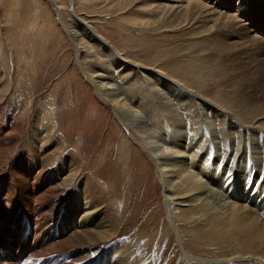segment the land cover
<instances>
[{"label":"rangeland","instance_id":"374dc122","mask_svg":"<svg viewBox=\"0 0 264 264\" xmlns=\"http://www.w3.org/2000/svg\"><path fill=\"white\" fill-rule=\"evenodd\" d=\"M54 1L0 0V45L7 49L3 51L0 46V134L6 142L11 140L14 145H20V151L29 157H34L36 150H43L42 153L48 156L47 161L54 166L59 184L67 179L73 180L63 192V198L68 203L76 190L82 193L87 182L93 188H90V194L100 193L105 201L101 210L109 211L107 217L110 221L117 220L121 228L115 229L118 237L107 243L98 264H104V260L106 264H112L108 251L124 246L128 248L127 254L131 258L123 256V264L145 261V264H261L256 258L264 252L262 247L253 248L240 244V241H231L218 232L210 234L197 228L195 231L179 229L182 224L177 213V201L170 204L173 196L159 192L157 171L162 167L155 160L156 155L169 153L172 148L168 143L164 146L162 138L173 141L177 138L175 133L178 130L184 132L183 144L195 149L190 152L186 149V155L191 156L188 159L184 155L183 163L193 166L203 161L202 165L217 178V186H223L235 196H244L249 202L264 205V130L244 128L258 125V119L264 117V59L261 57L262 49L254 45L258 39H254L256 42L246 40L239 30V35H234L219 25L218 29L215 27V30L204 34L198 27V18L192 20L190 25L173 23L170 17L162 15L163 12L156 11L157 5L165 3V0ZM168 1L167 5H177L175 0ZM217 1L211 0L210 6L213 7L215 2L221 3L219 12L236 13L237 8L232 7L233 0ZM252 1L248 0L247 4L249 14L255 11L261 14L263 8L256 7ZM237 3L239 6L242 4L239 0ZM55 5L60 8L59 12ZM204 16L205 20H199L208 22L211 17L216 18V15L209 18ZM78 19L116 47L128 61L143 68L162 71L170 79H176L203 94L217 106L216 109L212 105L207 109L208 105L200 102L194 93H191L192 96L180 94L178 88L168 83L157 85V88L166 91L171 102L176 103L173 110L178 111V114L175 113L180 116L184 126L178 128L164 120L161 111L155 114L151 112V116L142 111L144 115L141 121H145L148 130L142 129L140 135L147 139L146 142H154V150L146 153L134 143L130 131L124 127L125 124L130 129L139 124L140 119L124 118V124L117 119L118 123L113 110L100 101L82 73L81 66L91 74L94 64L87 61V53L77 59L75 44L64 28L71 26L74 31L84 28ZM244 24L250 27L251 22L244 19L238 27ZM212 25L210 23L208 28ZM258 37L263 39L264 35L256 33ZM85 39L97 62L105 65L109 51L96 40ZM180 68L186 73H178L176 70ZM118 72L120 74L121 71ZM151 75L147 78L151 79ZM128 77L126 82L137 83L139 74H135L133 69ZM140 95L142 97L143 93ZM51 97V106L55 109L51 118L53 125L58 127L55 138L58 135L64 137L59 150L54 149L53 141L46 145L43 138L50 133L46 126L37 124L36 120L41 104L46 105ZM134 107L140 111V107ZM222 108L225 111L220 110ZM241 115L251 121H240ZM210 122L213 127L209 126ZM17 125L21 128L19 133L15 131ZM229 128L234 134L229 132ZM37 132L38 137L35 136ZM151 132L152 137L148 135ZM8 145L4 143V148H9ZM238 145L244 153L237 151ZM197 150H201V153ZM74 155L77 160H73ZM67 157L71 159L62 171L59 170L58 164ZM6 162L7 166L24 164L19 152L17 155L13 152ZM4 165L0 164V167ZM72 165L79 167L71 172ZM228 172L232 175L228 176ZM80 202L84 204L81 198ZM217 205L212 204L213 210H220ZM99 212L86 218L78 210L77 218H71L73 232L81 231L83 218L102 225L104 215ZM64 213L62 210L60 214ZM201 223L199 220L194 226L199 227ZM29 233L30 230L27 236ZM88 248L91 253L101 250L94 246ZM119 263L120 260L116 262Z\"/></svg>","mask_w":264,"mask_h":264},{"label":"bare ground","instance_id":"6f19581e","mask_svg":"<svg viewBox=\"0 0 264 264\" xmlns=\"http://www.w3.org/2000/svg\"><path fill=\"white\" fill-rule=\"evenodd\" d=\"M166 2L169 1L165 0V3H159L156 7V11L163 12L162 15L167 18L170 17L173 23L183 22L190 25L192 24V20L198 18L200 24L198 25L195 22L194 24L198 25L204 34L205 32L209 33L215 30L214 28H217V25H219L220 28L232 31L234 35H239L237 32L239 30L240 34L244 33L243 38L246 40L253 41L254 39H258L257 42L254 40L256 42L254 45H258V49H262L261 57L264 59V38H256V33L264 35V0L252 1V4L256 7L263 8L261 9L263 10L261 14L255 11L252 15L248 12V0H239V3H242L241 6L238 5L237 0L232 1L233 5H230L237 8L235 14H227L225 12L222 14L219 12L221 11L220 7H222V5L221 3H216L219 2L217 0L213 7L210 6L211 0H175L177 5H167ZM56 9L57 11L58 9L60 10L59 7H56ZM171 10L173 12H171ZM203 14L206 15V18L215 15L216 18L211 17L208 22L207 20L202 22L199 18H204L205 16ZM244 19L251 22L250 27H247V24H244L245 26L241 28L238 27L239 23H241V21L243 22ZM77 21L81 22L85 27H80L78 31L71 30V26H66L64 28L75 44L77 59H80L83 53H87L89 55L87 61L94 64L90 70L91 74L88 73L89 70H87V68L81 66L82 73L93 86L100 101L113 110L116 120L119 119L124 124V118L125 120H130L129 117L140 119V123H137V125H134L132 128L129 129L125 124L124 127L130 131V136L134 143L141 147L146 153L154 150V142H146L147 139L140 135L143 133L142 129H147L148 127L144 123L145 121H141L144 114L151 116L153 113L155 114L161 111L160 113L162 114L160 115L165 117L163 118L164 120L171 122V124L178 128L184 126L180 116H177L175 113L177 112L178 114V111L173 110V108H175L173 106H175L176 103L171 102L165 93L166 91L163 92L164 90L162 91L160 88H157V85L168 83L178 88L177 92L180 94L186 93V95L192 96L191 93H194L200 102H205V104H203L208 105L207 109H209L210 105L213 106L212 108L216 109L217 106L212 103V101L205 98L203 94L191 90L176 79H170L162 71L143 68L139 64L128 61L116 47L112 46L106 39L92 31L93 28L88 26L86 22L82 19H78ZM210 23L213 25L208 28ZM85 38L93 41L96 40L99 45L109 51H107L109 53V59H107L105 65L97 62L92 50H90V44ZM0 46L3 47V44ZM5 49V47L2 48L3 51ZM118 61H121L120 64H118ZM109 63L110 65L108 66ZM110 66L113 68L116 66V69L114 68L115 70H112ZM133 69L135 70V74H139V79L137 78V83L133 82L130 84L129 81L126 82L125 80L129 78L128 76H130V72H132ZM118 71H121L120 74ZM176 71L180 74H184L185 72L181 68ZM117 74H119L118 77ZM149 74H152V80L147 78ZM171 85L168 86L171 87ZM140 93H143L142 97ZM143 98L146 100H143ZM51 100L52 97L46 105L44 103L41 104L36 120L37 124L42 123L46 126L50 133H46L45 138H43L44 142L47 143L46 145L53 141L54 149L59 150L63 146L64 140L62 138L64 137L58 135L55 138V133H58V127L54 126L52 122L51 116L55 114V109L51 106L53 105ZM138 100H141L140 104H137ZM132 105L140 107V111ZM220 110L225 111L223 108ZM142 111H144V114H142ZM40 115L43 117L40 118ZM205 115L207 116V113H205ZM247 115L249 116V112ZM241 116L239 117L240 121L246 122L250 120L244 115ZM134 119L132 120L135 121ZM45 120L47 122L43 123ZM141 122L143 124H141ZM257 123L258 125L249 128L244 126V128L250 130H259L263 128L264 130V117L262 119L259 118ZM212 125L213 123L209 124V126ZM157 127L160 128L161 125L158 124ZM8 129L10 130L11 127H8ZM229 130L230 133L234 134L232 128H229ZM11 131L14 132V129ZM15 131L18 133L21 131L19 125L15 126ZM38 131L41 132L40 129H38ZM183 133L184 132L178 130V132L175 133L177 138L173 141H170V138L169 140H167V138H162L163 142H165L164 146L168 143V145H172V148L169 150V153L164 152L155 156V160L157 162L159 161L160 167H162V169L160 168L157 171L159 181L158 189L160 193L166 192L173 196V198L170 199V204L177 201L175 202L178 209L177 213L180 214L179 220L182 224L179 226L181 227L179 229H183L184 231L186 228H189L190 231H195L197 228L196 230L202 229L210 234L218 232V234L229 237L231 241H240V244L251 245L253 248L262 247V250H264V205L262 204L261 206L257 204L258 202H249L244 196H238L236 193L239 191L235 193V196L233 193H229L230 190L226 191L223 189V186H217V178H215L214 174H211V171H208L209 168L202 165L203 161H201L199 165L196 162V165H190L191 167L189 163H183V157L187 156L189 159L191 156V154L186 155V149H189V152L191 149H195L193 146L183 144L185 138ZM145 134L147 135V133ZM151 134L152 132L148 135L150 136ZM35 136H39L38 132ZM4 143L9 144V148H4ZM20 150V145H14L11 140L6 142L5 138L3 139L0 134V164H5L4 167H0V174L3 173L0 175V264H98L100 256L103 253L102 251L106 248L107 243L118 237H116L115 229L120 230L121 228L117 220L110 221V218L107 217V214L110 213L109 211L104 209L105 212H103V210H101L104 208L102 205L105 201L99 195L100 193L95 194V192H91L90 194L91 186L87 182L86 185L84 184L85 187L82 193L76 190V193L72 195V201L68 203L67 200L63 198L65 195L63 192L67 184H72L73 180L67 179L66 182L59 184L57 173L53 168L54 166L47 161L48 156L42 153L43 150H36L34 157H29L24 151ZM201 150L197 151L201 153ZM237 151L241 152L243 149L239 146L237 147ZM13 152H16V155L18 152L20 153L24 164L20 163V165L14 164L7 166L8 163L6 160ZM244 152L245 151H243V153ZM72 158L73 160H77V156L75 155ZM192 158L195 159L196 157L194 158L192 156ZM69 159H71V157H67L63 162H60L58 164V169L62 171L63 167H66L65 165L68 163ZM191 162L194 163L193 161ZM163 165L166 166L164 169ZM78 167L79 165L77 167L75 165L70 166V170L72 169L71 172ZM80 198L84 201V204L80 202ZM213 203L218 204L216 207L220 208L219 211L213 210ZM62 210L66 213L60 214ZM78 210H81L82 213L83 210H85L83 213L85 215L83 217L86 218L100 211L99 213L104 215L101 221L102 225H97L92 219L83 218L81 221V231L79 232L77 230L73 232L74 224L71 218H77L79 215ZM93 210L95 212H92ZM58 211L60 213L54 216ZM212 211L215 212L213 213ZM199 220L200 223L202 221L199 227L194 226L195 222H199ZM28 230H30L29 236H27ZM88 246H94L101 250L95 253L92 251L91 253ZM116 248L111 249L107 254L112 258V264H116L119 260V264H123L122 260H125L123 256L124 258L130 257V255L127 254L128 248L126 246ZM2 249L3 251H1ZM256 261L264 264V252L259 258H256ZM145 262H140L139 264H145ZM103 263L106 264V261L104 260Z\"/></svg>","mask_w":264,"mask_h":264},{"label":"snow or ice","instance_id":"6c2138e0","mask_svg":"<svg viewBox=\"0 0 264 264\" xmlns=\"http://www.w3.org/2000/svg\"><path fill=\"white\" fill-rule=\"evenodd\" d=\"M227 175H228V176H231V175H232V173H231V172H228V173H227Z\"/></svg>","mask_w":264,"mask_h":264}]
</instances>
